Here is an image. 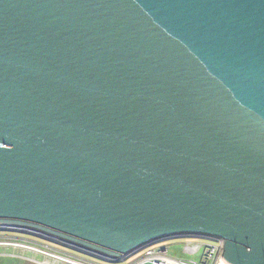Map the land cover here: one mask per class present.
<instances>
[{"label":"water","instance_id":"95a60500","mask_svg":"<svg viewBox=\"0 0 264 264\" xmlns=\"http://www.w3.org/2000/svg\"><path fill=\"white\" fill-rule=\"evenodd\" d=\"M0 227L264 264V0H0Z\"/></svg>","mask_w":264,"mask_h":264},{"label":"rangeland","instance_id":"374dc122","mask_svg":"<svg viewBox=\"0 0 264 264\" xmlns=\"http://www.w3.org/2000/svg\"><path fill=\"white\" fill-rule=\"evenodd\" d=\"M187 240L208 243L206 240L195 238H166L144 246L117 262H106L35 235L18 231L0 230V264H130L146 249L158 244L169 245L171 256L184 257L179 243Z\"/></svg>","mask_w":264,"mask_h":264},{"label":"built area","instance_id":"2783aa9c","mask_svg":"<svg viewBox=\"0 0 264 264\" xmlns=\"http://www.w3.org/2000/svg\"><path fill=\"white\" fill-rule=\"evenodd\" d=\"M202 240H206L208 243L192 240L179 243L184 257L171 256L169 245L158 244L146 249L130 264H140L141 262H145V264H226L222 260V242L213 239Z\"/></svg>","mask_w":264,"mask_h":264},{"label":"bare ground","instance_id":"6f19581e","mask_svg":"<svg viewBox=\"0 0 264 264\" xmlns=\"http://www.w3.org/2000/svg\"><path fill=\"white\" fill-rule=\"evenodd\" d=\"M0 230H12V231H19V232H22V233H27V234H31V235H35V236H40V237H43V238H46L44 235L42 234H39L35 231H32V230H29V229H18V228H11V227H0ZM140 264H145V262H141Z\"/></svg>","mask_w":264,"mask_h":264}]
</instances>
